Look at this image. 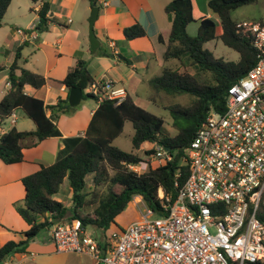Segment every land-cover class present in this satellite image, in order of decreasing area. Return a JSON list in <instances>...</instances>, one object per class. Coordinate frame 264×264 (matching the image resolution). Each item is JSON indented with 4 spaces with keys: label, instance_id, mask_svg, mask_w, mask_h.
<instances>
[{
    "label": "trees",
    "instance_id": "obj_1",
    "mask_svg": "<svg viewBox=\"0 0 264 264\" xmlns=\"http://www.w3.org/2000/svg\"><path fill=\"white\" fill-rule=\"evenodd\" d=\"M13 0H0V28ZM36 4L40 0H29ZM92 6L98 0H86ZM261 0H211L209 9L220 21L222 34L217 36L218 24L210 17L199 20L196 36L188 33L189 25L195 23L191 0H174L165 9L172 23L167 40L165 61H178L179 67H165L160 75L150 80L149 85L156 94L190 95L194 98L190 106H171L168 109L175 116L184 119L186 127L175 136L165 131V121L141 108L130 96L120 105L105 100L95 111L85 137L78 140L71 153L49 167H42L38 172L22 179L25 198L15 204V208L29 230L24 233V240L9 241L0 248V264L12 254L26 253L29 244L40 236L43 230L61 221L80 220L86 229L93 228L101 232V237L93 236L99 246L108 245L109 232L118 226L117 219L127 210L136 197H141L148 208L156 213L163 211L164 200L159 199V190L170 197L171 204L178 198L180 188L189 176V167L183 164L187 151L201 125L207 118L210 108L224 111L228 90L257 64L258 53L251 38L239 32L232 14L237 9L256 4ZM50 5L45 3L39 10L36 29L45 30L52 20ZM263 23V22H261ZM127 40L146 36L144 29L136 24L124 30ZM219 38L229 49L239 54L238 62L224 61L205 49V44ZM161 42H165L162 37ZM107 55V54H105ZM20 50L10 68V91L0 101V124L2 125L17 109L35 125L34 132H19L15 128L5 133L0 140V159L7 165L23 162L24 142L33 139L28 147H35L43 140L59 135L57 122L62 116L72 115L68 100H61L56 105L47 106L37 98L25 93V87L39 90L47 80L33 72L19 67ZM20 74L16 75V71ZM96 83L89 71L86 61H78L75 67L61 82L69 90L80 88L84 99H96L86 93L87 88ZM154 102V100H151ZM51 115L48 116V112ZM130 123L133 127V152L128 153L114 146V141ZM151 143L170 150L171 162L148 168L144 173H136L129 166H143L145 159L137 152L144 144ZM27 146V145H26ZM155 149L145 151L151 157ZM95 190L89 200V176ZM68 182L72 193V205L69 209L62 202L54 199L61 186ZM106 190L99 198V203L92 214L84 215L82 211L92 206L98 198L100 187ZM258 217L264 223V207ZM42 219V221H41Z\"/></svg>",
    "mask_w": 264,
    "mask_h": 264
},
{
    "label": "built area",
    "instance_id": "obj_2",
    "mask_svg": "<svg viewBox=\"0 0 264 264\" xmlns=\"http://www.w3.org/2000/svg\"><path fill=\"white\" fill-rule=\"evenodd\" d=\"M237 28L251 38L258 62L229 88L224 111H208L183 159L189 176L176 202L160 189L163 211L145 204L140 219L111 233L105 249L80 220L57 222L50 235L58 253L88 255L98 264H264L258 217L264 207V23L243 21ZM86 91L99 104L120 105L128 96L108 79ZM152 157L158 166L173 159L162 146ZM129 168L139 173L141 166Z\"/></svg>",
    "mask_w": 264,
    "mask_h": 264
},
{
    "label": "crops",
    "instance_id": "obj_3",
    "mask_svg": "<svg viewBox=\"0 0 264 264\" xmlns=\"http://www.w3.org/2000/svg\"><path fill=\"white\" fill-rule=\"evenodd\" d=\"M173 1L98 0V4L92 6L86 0H40L36 4L32 3L33 6L16 8L13 0L5 16L12 15L11 22L14 25L7 30L5 38L0 40V101L10 91V68L20 50L19 67L47 80L46 85L39 90L26 86L25 93L42 100L47 106L69 99L70 90L61 82L80 60L87 62L96 82L106 79L116 82L138 106L151 102L153 98L148 96L147 101L141 102L139 94H149L150 80L168 67L164 54L172 23L165 9ZM210 1L191 0L195 21L204 17L212 18ZM45 3L50 5L49 14L53 21L45 30L39 31L36 29L38 12ZM94 7L99 8L94 32L100 42V48L95 54L89 44V18ZM259 22L264 23V19ZM136 24L144 29L146 36L129 41L125 38L124 30ZM198 27L199 24L196 26V34ZM17 30L26 32V36L19 35ZM220 31L218 36L222 34V28ZM160 37L165 42H161ZM19 74L20 70H17L16 75ZM98 106L97 100L85 101L83 98L75 113L71 112L72 115L62 116L58 120V136L43 140L35 147H28L33 139L24 142L23 162L7 165L0 159V248L9 241L24 240V233L29 230L28 224L15 208V204L23 201L26 194L22 179L71 153L78 140L85 137ZM13 128L19 132H34L36 125L22 109H17L5 123L0 124V140ZM64 184L68 185V182ZM63 185L54 197L62 203L65 194H69L72 200L69 185ZM89 190H95L94 185ZM51 227L46 229V236L40 239L37 237L29 244L26 253L12 254L7 260L16 264H98L88 255H79L86 257V260L71 257L70 260L65 259L64 254L55 249L50 235Z\"/></svg>",
    "mask_w": 264,
    "mask_h": 264
},
{
    "label": "rangeland",
    "instance_id": "obj_4",
    "mask_svg": "<svg viewBox=\"0 0 264 264\" xmlns=\"http://www.w3.org/2000/svg\"><path fill=\"white\" fill-rule=\"evenodd\" d=\"M28 5L33 6L32 2L30 3L29 0H21V1L15 0V3H14V7H16V8H18V7L25 8ZM11 16L12 15H7L3 19V28L2 29L0 28V40L2 38H5L7 30L13 28L14 22H11ZM211 17L218 24V27H217V36H218L221 32L220 31V29H221L220 21L216 15L211 14ZM232 17L235 21L255 20L259 23V20L264 19V0H261L257 4H252L249 6H243L239 9H237L235 12H233ZM196 21H197L196 23H193L189 26L188 33L191 36H196V26L199 23L198 20H196ZM205 49L211 51L216 58L223 59L224 61H229V62H238L239 61V54L237 52L229 49L228 47H226L219 38L205 44ZM163 62H164V60H163ZM167 66L172 68V69H177V67H179V63H178V61H175V60H169L167 62ZM141 92H143V91H141ZM139 96L141 98V102L147 101V96L150 98H153L154 102L151 101L149 103H144L140 107L147 110L148 112L162 118L165 121V125H164L165 131L170 136L177 135L181 128L187 126V123L184 119H182L178 116H175L173 113L170 112V110L168 108L171 106H179V105L184 106V107H188V106H190L191 102L194 101V98L192 96L187 95V94L186 95H176V96L166 95L164 93L156 94V93H154V91L152 90L151 87H149V94H146V92H143V93H140ZM84 100L88 101L91 99L85 98ZM133 134H134V130H133L132 125L130 123H127L125 126L124 133L114 141V146L125 151V152H128V153L133 152L134 151L133 146H132V135ZM156 147H157V145H153L151 143H146L143 145L142 149L137 152L146 161V164L141 166V169H139V171H138L139 174L144 173L150 167L155 168L158 166L156 161L153 159L152 156L151 157L145 156V151H150L152 149L156 150ZM92 177H93L92 175L89 176L88 188L93 187ZM63 186L66 187L68 185L64 184ZM62 190H64V189L62 188ZM97 190H98L97 191L98 192V198L95 200V202L92 204V206H90L89 208H86L82 211V213L84 215L93 213L94 209L97 207V205L99 203L100 196L106 190V186H102ZM88 192L90 193V195L88 197V199L90 200L92 197L91 194L93 191L88 190ZM60 196H61V194L57 198L59 199ZM63 199H64L63 203L66 205V207L71 209L73 207V205H72V200L70 199L69 194H65V197ZM144 206H146V205H145V202L143 201V199L141 197L135 198L133 203L117 219L118 226H113L111 228L109 234L118 233V232H120V230L126 229L129 225H131L132 223L139 220L141 213L143 212L142 210H144L143 209ZM65 222H69V221L65 220ZM211 232L214 233V230L211 229ZM88 233L91 234L92 236H95L98 238H100L102 236L100 231L95 230L93 228H88ZM46 235H47V230H43L38 238L40 239ZM63 256L65 257V259L69 258V260H70V257L73 259H76V258H82L83 260L87 259L86 257L79 256V255L76 256V255L64 254ZM87 263H88V261H87Z\"/></svg>",
    "mask_w": 264,
    "mask_h": 264
},
{
    "label": "water",
    "instance_id": "obj_5",
    "mask_svg": "<svg viewBox=\"0 0 264 264\" xmlns=\"http://www.w3.org/2000/svg\"><path fill=\"white\" fill-rule=\"evenodd\" d=\"M98 15H99V8L98 7L92 8L91 15L89 18V44H90V50L94 54L100 48V42L97 39L94 32V25L95 22L97 21ZM83 98H84V93L80 88H72L70 90L68 102L72 113L76 112L77 108L81 105ZM159 146L163 147L162 144H160ZM165 149L170 151L168 148Z\"/></svg>",
    "mask_w": 264,
    "mask_h": 264
}]
</instances>
